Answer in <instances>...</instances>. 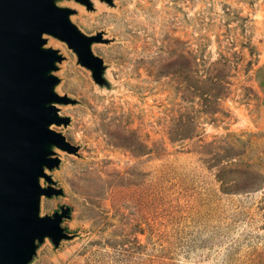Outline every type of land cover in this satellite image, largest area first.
I'll list each match as a JSON object with an SVG mask.
<instances>
[{"label": "rangeland", "instance_id": "rangeland-1", "mask_svg": "<svg viewBox=\"0 0 264 264\" xmlns=\"http://www.w3.org/2000/svg\"><path fill=\"white\" fill-rule=\"evenodd\" d=\"M90 1L59 5L100 36L105 85L46 36L77 152L41 199L71 238L31 264H264V0Z\"/></svg>", "mask_w": 264, "mask_h": 264}, {"label": "water", "instance_id": "water-1", "mask_svg": "<svg viewBox=\"0 0 264 264\" xmlns=\"http://www.w3.org/2000/svg\"><path fill=\"white\" fill-rule=\"evenodd\" d=\"M63 1L71 0H0V264H31L47 239L58 248L71 238L61 226L71 217L69 207L41 216L42 197L63 195L46 173L60 166L56 149L77 152L53 129L70 124L58 105L75 100L56 92L54 73L64 57L46 47V36L66 43L97 84L106 82L103 60L92 51L100 36L83 34ZM73 1L93 8L90 0Z\"/></svg>", "mask_w": 264, "mask_h": 264}, {"label": "bare ground", "instance_id": "bare-ground-1", "mask_svg": "<svg viewBox=\"0 0 264 264\" xmlns=\"http://www.w3.org/2000/svg\"><path fill=\"white\" fill-rule=\"evenodd\" d=\"M129 6V5H128ZM132 7V6H131ZM138 8V7H137ZM122 12V11H121ZM128 14V13H127ZM123 25V24H122ZM129 27V26H128ZM120 28V27H119ZM124 28V27H123ZM126 29V28H125ZM52 43L53 44H55L56 42L54 41V40H52ZM118 54L119 53H114L113 55H112V57L110 58V60L112 61V63L113 64H115V61H114V59L113 58H115V57H118ZM118 60V59H117ZM114 74H115V71L114 70H112L111 71V74L110 75H112V76H114Z\"/></svg>", "mask_w": 264, "mask_h": 264}]
</instances>
